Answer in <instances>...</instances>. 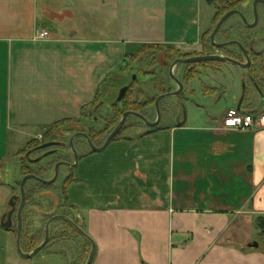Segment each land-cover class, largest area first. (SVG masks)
I'll return each mask as SVG.
<instances>
[{"label":"crops","instance_id":"obj_1","mask_svg":"<svg viewBox=\"0 0 264 264\" xmlns=\"http://www.w3.org/2000/svg\"><path fill=\"white\" fill-rule=\"evenodd\" d=\"M203 6L0 0V264H22L16 234L1 226L16 197L8 156L18 158L51 125L80 120L100 84L139 47L198 52L213 18L201 19ZM235 108L199 122L186 112L184 126L128 131L98 158L80 153L70 206L94 245L90 264H264V244L250 247L254 223L264 217V100L240 109L255 117L247 131L222 127ZM21 139L25 145L11 154Z\"/></svg>","mask_w":264,"mask_h":264},{"label":"rangeland","instance_id":"obj_2","mask_svg":"<svg viewBox=\"0 0 264 264\" xmlns=\"http://www.w3.org/2000/svg\"><path fill=\"white\" fill-rule=\"evenodd\" d=\"M252 2L253 0H247L246 2L243 0H238L235 2L237 3L236 8L243 12L248 23H250L249 6H251ZM206 5L207 6H203L201 8V13L203 12L201 19H205V14L207 12H209V18L211 16L213 17L211 23H209L205 29L206 33L201 36L202 42L207 43L209 35L205 36V34L211 33L214 30L216 26V15L220 14L224 8L229 6L226 7V4H219V2H215V4L211 5L206 3ZM258 11H260V21L257 28L254 30H248L240 24L237 17H231L224 24L221 34L216 38V40L223 41V33L228 32L231 39H244L247 37H253L256 40V47L259 48L260 43L263 42L261 40L264 38L263 7L259 6ZM208 51L211 53L214 52V50L211 51L207 48L206 52ZM177 55H181V53L170 47L158 45L153 47V49L149 48L144 50L140 55H137L138 57L132 63L133 65L131 64L132 67L130 70L123 72L122 75L114 79L112 83H108L105 87V90L101 92L100 97L103 99L104 106L100 110L101 115L99 116L105 117L107 115H111V107L115 104L119 90L124 86H129V78L131 74H134L132 75V80L133 76H135V79H137L136 90L142 91V96L140 97L141 103L149 104L147 108H144L142 112L143 116L146 117L150 123L154 122L159 116V126H166L168 124H183L184 126L186 112L190 118H194V120H198L199 122L201 119H203V117H206V114L210 116H218L226 108L236 106L240 97V86L236 84V80H233L232 77H236L238 72H235L233 69H228L230 72L227 70V74L225 73L222 76H214V74L212 75L206 70L208 67L212 66L211 64H207V67L205 66V69L201 72V77H197L186 82L184 77L186 65H177L173 69V75L182 84V92L178 96H170L162 99L158 104V109L156 110L152 103L154 99H157V97L160 96L163 91L174 92L178 89L177 85L172 81V79L169 78L167 67L174 62ZM162 63H164V65H162ZM211 80H213V83H210ZM213 84L217 86H223V97H219L218 95H214L213 97H205L202 94L203 85L212 86ZM163 87H165L164 90ZM218 89L221 88L218 87ZM186 91L188 93L187 95ZM192 108H194L196 111L194 112ZM200 108H203L202 111H200ZM87 114H89V110L86 112L85 117L79 120L80 126L76 127L72 124L65 125L57 130H54L53 133L56 135V137L62 138L63 141H67V139H69L72 134L81 132L88 133V131L91 129L101 131L103 129V125L91 120ZM126 121L127 126L132 125L135 127L129 132L133 135L149 132L158 128L155 127L150 129L144 123L140 122L134 117H130ZM44 132H47V128L41 133ZM109 134H105L99 141L100 146L104 143ZM42 135L43 134H41L39 138H41ZM179 135L182 136L186 134L181 133ZM177 137L178 141L179 136ZM24 140L25 139H21L10 147L11 154H14L16 150L23 148L25 145ZM74 144L76 146L77 153L82 154V152L85 151V153H88L86 155H90V157L95 156L98 158L99 155L105 151L104 149L101 152L91 154L88 144L84 143V140L80 137L75 139ZM178 146H181L179 141L176 143V150L178 149ZM61 153L62 156H65L67 161H74V157L71 159V155L68 151L63 150ZM79 154L77 165L72 169L71 172H68L63 168L58 170V178L54 185L46 188L30 180L24 186L25 193L29 194V198L27 199V203L25 205L26 221L24 222V227L29 235H39L37 236L39 237V245H41L44 240L42 239V235L45 231L46 224L51 221L52 218L57 216H65V218L72 223L74 222L73 220L76 219V212L72 210L70 206V195L73 182L70 181L65 186L64 194L66 196V200H63L62 191L64 187L63 185L65 184V179L67 177L69 178L74 176L78 169L79 162L84 160V158H81V154L80 156ZM34 157L35 156H31V159L33 160L26 162L24 161L23 157H18L11 161V158L8 156V173L10 177L13 176L14 184H18L22 180L20 169L23 165L29 167V169L35 174H39V168L42 167V169L45 170V173L42 177L43 180H50L52 178L53 174L51 166L55 163L57 158H49V162L47 163L48 165L44 163L36 165L33 163V161L36 160H34ZM13 187L15 195L19 199L18 185H13ZM257 225L258 222H255L254 242L257 244H263L264 227L262 226V228ZM16 229L17 227L14 219L12 222V232L14 234ZM48 231L49 241L47 245L34 257L30 259L22 258L20 261L22 264H85L88 258L89 245L84 237L75 233L73 229L67 228L61 220H54L50 222Z\"/></svg>","mask_w":264,"mask_h":264},{"label":"flooded vegetation","instance_id":"obj_3","mask_svg":"<svg viewBox=\"0 0 264 264\" xmlns=\"http://www.w3.org/2000/svg\"><path fill=\"white\" fill-rule=\"evenodd\" d=\"M251 5H252V3H251ZM259 6L263 7V10H264V5H262V4L257 5V19L258 20H257V25L254 28L245 27L243 25L241 19L238 16H232V17H237L239 19L240 24L244 28H246L248 30H254L255 28L258 27L259 21H260V11H258V7ZM234 10H238L239 12H241L239 9H234ZM241 13L243 14V12H241ZM249 15H250V23L249 24H253L254 21H255V17H254V13L252 11V6H249ZM244 17L246 19L245 15H244ZM246 21H247V19H246ZM224 24L220 27V29L217 31V33L214 36L215 44L219 45V44H225V43L234 42V41L240 43L242 45V47H243V52L248 57L250 63H247L244 53L237 46H228V47L217 48L214 45H212L211 40H210V36H211V34L213 33L214 30L211 33H207L206 36L209 35L208 42L207 43L206 42H202L201 45H200V50L198 52H196V53H186V59L196 58V57H204V56H218V57H222V58H226V59L235 61V62L240 63L242 65H247L248 64V67L246 69H241V68L237 67L236 65H233V64H231L229 62H207V63L206 62L205 63L204 62H200V63L186 64V76L191 71H194L196 74L192 77V79H195L197 77H201L202 76L201 72L205 69V66L207 67V64H211L212 66L208 67V69H206V70L208 71V73H210L212 75L214 74V76H216V75H221L222 76L225 73L227 74V70L228 69H231V70L233 69L235 72H238V73H237V76L236 77L233 76L232 79L236 80V84L238 86H240V88H239L240 89V97H239V99L237 101V104L235 106L236 108L234 110H239L240 111V109L244 105H248V104L249 105L251 104V105L260 106V105L263 104V100H264L263 96H262L263 95V90H264V62L262 61V59L264 57V38L261 40L263 42L260 43V47L259 48L256 47V40L253 37H247V38H244V39H238V38L231 39L229 37L228 32L227 33H223V36H224L223 37V39H224L223 41H219V40L217 41L216 38L219 37V35L221 34V30L223 29ZM207 48L209 50H211V51L214 50V52L213 53H211L209 51L206 52ZM175 60H177V59H175ZM162 65H164V63H162ZM167 67H168V70H169L170 65H168ZM228 71L230 72V70H228ZM186 82H187V79H186ZM210 83H213V80H211ZM218 87H220L221 89H218ZM123 88H121V89H123ZM120 90H119V92H120ZM126 90H127V88H126ZM172 92L173 91H170V92H168L166 94H169V93H172ZM125 93H126V91H125ZM125 93H124V95H125ZM186 93H187V91H186ZM202 94L205 97H213L214 95H218L219 97H223L222 95L224 94V89H223V86H217L215 84H213L212 86H204L203 85L202 86ZM254 94L258 95V96L256 97V96H254ZM118 95H119V93H118ZM117 98H118V96H117ZM123 98H124V96H123ZM119 103L120 102L116 101V104H119ZM154 103H153V106H154ZM103 106H104V102H100L92 109L91 120L97 119V120H95V122L103 123L102 117L99 116V115H101L100 114V112H101L100 110L102 109ZM95 108H96V110L94 111ZM128 112H133V111H128ZM133 113H136V114H139V115L143 116L142 113H138V112H133ZM130 117L132 118L133 116H128L127 119L130 118ZM144 118L147 120L146 117H144ZM156 120L157 119H155V121ZM126 122L127 121H125V124H126ZM140 122H142V121H140ZM154 122H152V123H154ZM125 124H124V126H125ZM123 127H122V129H123ZM76 134H79V133H76ZM76 134H72V136L69 139H67V141H63L62 138L56 137V135H55L54 139L46 141V142H42V141L39 140V143L37 145L29 148L22 157L24 158V161L30 162V161L33 160V159H31V156H35L34 160L35 159L36 160L39 159V161L37 163H35L36 165L37 164L38 165L42 164L43 162L47 161L49 158H53V157L57 158L55 163L51 166L52 167L53 176H52V178L50 180H52L54 178L55 167L56 166H57V173H58V170L60 168H63L65 170H67L68 172H71L72 169L75 168V167H73L74 163H75V160L74 161L71 160V162L67 161L65 156H62L61 152L63 150L68 151L70 153L71 159H72V157H74V154L71 153L72 152L71 151V147H70V143H71L75 153L78 156V153L76 152V146H75L74 142H75V139L79 138L80 136H74ZM85 134L88 136L87 133H85ZM80 138H82L84 140V143H87L85 138H83V137H80ZM88 138H89V136H88ZM89 140L92 143L90 138H89ZM45 145H49V146L45 147L44 149H41V147L45 146ZM51 162H53V161H51ZM39 169H42V168L40 167ZM29 176H34L36 178H39V179L43 180L42 177H39L36 174H26L25 176H22V179H23V177H29ZM57 178H58V176H57ZM67 179H68V177L65 180H67ZM30 180L36 182L39 185H44V184L39 183V182H37L36 180H33V179L27 180L24 185H26V183L28 181H30ZM50 180H45V181H50ZM56 181H57V179L55 180V182ZM55 182L50 184V186L54 185ZM13 185H19V187H20L21 182L18 183V184H13ZM19 187H18V192H19ZM19 202H20V193H19V199L17 200V204H16V210L14 211V213L12 215V222L15 219L16 227H17L16 211H17V208L19 206ZM9 212H10V210H9ZM22 212H23V210H22ZM8 213H7V215H8ZM7 215H6V218L4 220V223L7 220ZM57 217L65 218V216H57ZM54 218L51 219V222L54 221L53 220ZM57 220H61V221L65 222V223H67L66 221H64L62 219H57ZM67 224L70 225L69 223H67ZM70 226H72V225H70ZM44 234H45V231H44Z\"/></svg>","mask_w":264,"mask_h":264},{"label":"trees","instance_id":"obj_4","mask_svg":"<svg viewBox=\"0 0 264 264\" xmlns=\"http://www.w3.org/2000/svg\"><path fill=\"white\" fill-rule=\"evenodd\" d=\"M207 4L211 5V4H215V2H219V4H226V7L227 8H224V10L221 11L220 14L216 15L217 17H215V24L218 23V21L221 19V17L231 11V10H234V9H237V2L238 0H204ZM244 2H246L247 0H243ZM207 34H205L206 36ZM153 47H156V45H145V46H141L137 49V51L131 55L130 57H128V61L125 62V64L122 66V68L120 69V71L116 74H112L110 76H108L101 84L100 86L98 87L97 89V92H96V95H95V98H94V101L87 107H84L82 108L81 110V115H80V120L83 119L86 115V112L89 110V114L88 117L91 118V112H92V109L100 102H103V99L100 97L101 95V92H103V90H105V87L108 83H112L114 79L120 77L122 75L123 72L127 71V70H130V68L132 67V63L137 59V55H140L144 50H147L149 48H152ZM176 59H186V55H177L176 56ZM132 64V65H131ZM196 73L194 71H191L190 73H188V75L186 76V71L184 73V77H185V80L187 79V81H190L192 79V77L195 75ZM132 75L134 74H131L130 75V83H129V86H125L127 88L126 90V93L124 95V98L122 99V101L119 103V104H116V101H115V104L111 107V115H107L105 117H102V120H103V123H100L103 125V129L101 131H97L95 129H91L88 131V136L89 138L91 139L92 141V144L96 147H100V140L103 138V136L105 134H109L113 131V129L118 125L119 121L121 120V117L123 116L124 113L128 112V111H133V112H138V113H142L144 108H147L149 104H143L141 103V96H142V91L141 90H136V87H137V79H135L134 81L132 80ZM165 87H163V90H164ZM168 91L166 92H162L161 95H164L166 94ZM156 99L153 100L152 103L155 102ZM73 125V126H78L79 125V120L78 121H72V120H65V121H61L59 123H55L49 127H47V132H44L43 135L41 136V139L40 141L42 142H46V141H49V140H52L55 138V134L53 133L54 130H57L59 129L60 127L62 126H65V125ZM135 127L134 126H127L125 124V126L123 127V129L116 135V137L113 139V140H120L122 138H124L125 134L134 129ZM46 129V128H45ZM157 129L155 130H152V131H149L147 133H151V132H154L156 131ZM39 143V141H36V140H33V141H30L26 147L24 149H22L17 155L16 157H22L25 152L37 145ZM20 172H21V175L22 176H25L26 174H35L33 173L29 167L27 166H21V169H20ZM45 173V170L43 169H40L39 171V174H36L37 176L39 177H43V174ZM71 181V177H69L67 180H65V184L63 185V200H66V196L64 194V189H65V186L68 182ZM43 187H49V186H45V185H42ZM19 187V185H18ZM25 205L27 203V199L29 198V194L25 193ZM25 206H24V209H23V212H22V215H21V222H22V233H21V240H20V249L23 253L25 254H28V253H31L34 249H36L38 246H39V236L38 234H34V235H29V233L27 232V230H25V227H24V222L26 221V216H25ZM256 222H258V225L259 227H264V217H259ZM63 224L67 227V228H71L74 230L75 233L79 234L72 226L68 225L67 223L63 222ZM73 224L78 227L80 230H83V227L80 226L78 223L76 222H73ZM262 227V228H263ZM264 230V229H263ZM15 234L17 235V229L15 231ZM44 233L42 235V239H44ZM86 239V238H85ZM87 241V240H86ZM88 245H89V253L91 251V248H92V245H91V242L88 240ZM264 244V243H263ZM88 253V255H89Z\"/></svg>","mask_w":264,"mask_h":264},{"label":"water","instance_id":"obj_5","mask_svg":"<svg viewBox=\"0 0 264 264\" xmlns=\"http://www.w3.org/2000/svg\"><path fill=\"white\" fill-rule=\"evenodd\" d=\"M259 4H262L264 5V0H253L252 2V11L254 13V17H255V21L253 24H249L244 15L239 12L238 10H231L227 13H225L221 19L218 21V23L216 24L215 28H214V31L213 33L211 34L210 36V40H211V43L212 45H214L215 47L217 48H222V47H228V46H237L242 52H243V47L240 43L238 42H229V43H225V44H215L214 42V36L215 34L217 33V31L220 29V27L228 20L230 19L232 16H238L243 25L247 28H254L256 25H257V5ZM244 53V52H243ZM245 57H246V61L247 63H250L249 62V59L248 57L246 56V54L244 53ZM200 62H229L233 65H236L237 67L241 68V69H246L248 67V64L247 65H242L240 63H237L235 61H232V60H229V59H226V58H222V57H218V56H204V57H196V58H190V59H177L175 60L169 67V70H168V76L170 79H172V81L177 85L178 89L175 91V92H172V93H169V94H165V95H160L157 97L155 103H154V106L156 108V110L158 109V104L159 102L166 98V97H170V96H178L181 92H182V84L180 83V81H178L177 78L174 77L173 75V69L177 66V65H186V64H193V63H200ZM133 80H135V76H133ZM126 91V87H124L123 89L120 90L119 92V95H118V98H117V102H121L122 99H123V96H124V93ZM97 108V107H96ZM96 108L94 109V111L96 110ZM128 116H133L137 119H139L140 121H142L148 128H155L158 126L159 124V121H160V118L158 116L157 120L154 122V123H149L143 116L139 115V114H136V113H133V112H127V113H124L120 122L118 123V125L113 129V131L108 135V137L105 139L104 143L100 146V147H96L94 146L88 136L85 134V133H79V134H76L74 136H80V137H83L86 139L87 141V144H88V147L90 149L91 152L93 153H98V152H101L103 151L104 149H106V147L109 145V143L111 141H113V139L116 137V135L119 133V131L122 129V127L124 126L125 124V121L127 119ZM97 119H94L93 121H95ZM49 145H45V146H42L41 149H44L45 147H47ZM70 147H71V151L72 153L74 154V160H75V163H74V166L73 167H76L77 165V159H78V156L77 154L75 153L73 147H72V144L70 143ZM39 161V159L33 161V163H37ZM57 176H58V173H57V166L55 167V175H54V178L50 181H45V180H42V179H39V178H36L34 176H29V177H23L22 181H21V185L19 187V193H20V202H19V206L17 208V211H16V219H17V235H16V249H17V252L18 254L22 257V258H25V259H30L32 257H34L37 253H39L48 243L49 241V231H48V227H49V224L51 221H49L46 225V228H45V236H44V240L43 242L41 243V245H39L36 249H34L31 253H28V254H25L21 251L20 249V236H21V230H22V222H21V215H22V210L24 208V204H25V190H24V184L27 180L29 179H33V180H36L37 182L39 183H42L44 184L45 186H50V184L54 183L55 180L57 179ZM17 200L18 198L17 197H14L11 199L10 203H9V207H10V212L8 213L7 215V220L5 223H2V227L6 230L8 229H11L12 228V215L14 213V211L16 210V204H17ZM57 219H62L64 221H66L67 223H69L70 225H72L74 227V229L79 233L80 236L87 238V236L85 235V233L80 230L78 227H76L71 221H69L68 219L66 218H63V217H55L53 220H57ZM91 245H92V248H91V252L88 256V259H87V262L86 264H90L91 261H92V258H93V255H94V245L92 244L91 242ZM250 247L252 248H257L258 247V244L257 243H253L252 245H250Z\"/></svg>","mask_w":264,"mask_h":264},{"label":"built area","instance_id":"obj_6","mask_svg":"<svg viewBox=\"0 0 264 264\" xmlns=\"http://www.w3.org/2000/svg\"><path fill=\"white\" fill-rule=\"evenodd\" d=\"M47 36L46 32L40 34L41 38ZM256 125L255 117L251 113L239 110H228L222 117V127L227 130L247 131Z\"/></svg>","mask_w":264,"mask_h":264}]
</instances>
